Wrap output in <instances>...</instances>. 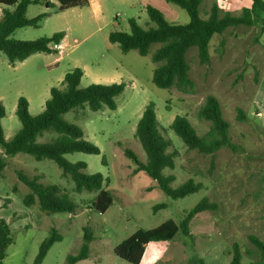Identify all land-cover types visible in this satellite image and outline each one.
<instances>
[{
  "label": "rangeland",
  "instance_id": "1",
  "mask_svg": "<svg viewBox=\"0 0 264 264\" xmlns=\"http://www.w3.org/2000/svg\"><path fill=\"white\" fill-rule=\"evenodd\" d=\"M50 0L30 5L28 18L41 13L50 16L39 28L16 30L11 38L33 41L67 32L64 60L54 66L58 54L38 53L24 62L11 65L0 53V101L6 109L2 120L6 140L21 128L16 115L20 97L30 103V113L38 115L45 108L52 87H60L65 73L81 68L86 72L80 88L92 84L125 83V91L116 99L117 109L98 112L89 108L68 113L66 118L79 125L85 138L100 148V155L74 153L65 158L72 163H87L88 174L106 178L104 188L114 204L101 214L90 202L98 193L74 192V182L65 177L50 160L37 161L18 154L10 158L4 178H0L2 217L9 224L13 244L7 249L4 264H35L43 241L55 228L62 236L48 252L43 264H69L68 258L79 253L84 228H90L93 242L90 258L76 264H131L115 255L114 249L140 229H153L169 219L180 223L185 211L203 197L217 204L214 211L198 214L190 224V234L179 232L171 241L150 243L141 264H231L233 245L239 244L243 264H264L260 252L251 243V235L264 241V29L262 25L229 28L216 34L209 47V61L201 62L198 49L187 54L192 87L187 91L164 90L153 83L156 64L151 53L142 57L136 50L123 53L109 41L114 31L130 32L129 20L141 26L151 24L147 7L159 9L168 22L186 24V11L166 0H92L91 8L58 12L59 3ZM264 1V0H263ZM49 5V6H48ZM222 12L240 16L252 0H203L200 15L207 18L213 6ZM100 11L97 12V9ZM3 16L0 8V19ZM209 95L215 96L224 118L230 123V136L236 150L223 148L214 155L189 150L171 129L177 116L186 117L202 136L211 123L199 119L198 112ZM154 103L162 134L172 141L176 167L166 170L174 175L173 188L192 178L204 188L184 199L172 200L158 183L140 170L127 151L142 163L146 154L135 136L145 108ZM238 109L246 120L239 121ZM42 141H44L42 139ZM3 153L0 147V154ZM105 157V162H103ZM214 157V166L211 161ZM40 176L43 184L58 185L77 204L74 213L48 215L38 204L27 207L23 198L30 189L18 173ZM167 208L155 211V206Z\"/></svg>",
  "mask_w": 264,
  "mask_h": 264
},
{
  "label": "trees",
  "instance_id": "2",
  "mask_svg": "<svg viewBox=\"0 0 264 264\" xmlns=\"http://www.w3.org/2000/svg\"><path fill=\"white\" fill-rule=\"evenodd\" d=\"M47 0H0L3 16L0 19V53H3L11 65L24 62L29 57L38 54H59L66 32L55 33L52 37H42L33 41H21L11 38L16 30L25 27L39 28L50 16L41 13L35 18L27 17L30 5L40 4ZM59 3L58 12L73 8H84L89 0H55ZM187 12L190 21L186 24L168 22L165 15L153 6L147 7L149 22L154 26L144 28L132 18L129 20L130 32L114 31L109 35V41L117 44L123 53L136 50L140 56L146 57L151 53L153 46L158 48L152 54V61L157 65L153 73V83L164 90L176 88L187 91L192 87L190 65L187 54L190 49L197 48L202 63L209 61V47L216 34H222L229 28L240 26L252 27L262 25L264 29V1L252 0L250 7L244 8L240 16H233L229 12H222L215 5L205 19L200 15V6L203 0H166ZM51 6V2H49ZM84 77V70L75 68L65 74L60 87L50 89V97L45 103L44 110L38 115L30 113V103L25 97H20L17 103L16 115L21 122V128L11 140H6L2 120L6 116V109L0 101V178L10 163V158L18 154L32 156L37 161L50 160L57 164L65 177L74 182V192L98 193L90 202L91 207L98 213L104 214L114 204L111 192L104 188V175L88 174L87 163H72L65 158L74 153L100 155L101 150L85 138L84 130L77 124L69 121L66 115L89 108L98 112L105 108L117 109L116 99L126 88L125 83L109 85L92 84L87 88H80ZM199 119L210 122V130L200 136L190 121L183 116H177L171 124L173 132L182 139L189 150L203 155H214L223 148L236 150L237 146L230 136V123L224 118L219 100L209 95L198 112ZM239 121L246 120L242 109H238ZM136 138L139 140L146 154V162L127 151L140 170L158 183L159 188L172 200L184 199L204 188L202 183L190 178L176 188L172 184L176 180L174 175H166V170L176 167L175 151L171 140L161 131L157 118L156 107L150 103L144 110L138 122ZM42 139L44 141H42ZM105 162V157H103ZM214 157L211 165L214 166ZM19 179L28 186L30 193L23 198L27 207L38 204L41 212L48 215L58 213L72 214L77 204L70 194L58 185L43 184L40 176L30 177L18 173ZM6 208L0 204V209ZM167 208L166 204L155 206L158 209ZM217 204L208 197H203L192 209L184 212L180 223L169 219L153 229H140L126 240L121 242L114 253L120 259L131 264H141L150 243L173 240L179 232L190 234V224L198 215L206 211H214ZM251 243L260 252L264 259V241L251 235ZM94 238L90 228H84L83 242L79 253L68 258L69 264H76L90 258V244ZM62 236L53 228L50 235L43 241L35 264H43L48 252ZM13 244V235L9 224L0 216V264H4L7 249ZM231 264H243V254L239 244L233 245Z\"/></svg>",
  "mask_w": 264,
  "mask_h": 264
},
{
  "label": "crops",
  "instance_id": "3",
  "mask_svg": "<svg viewBox=\"0 0 264 264\" xmlns=\"http://www.w3.org/2000/svg\"><path fill=\"white\" fill-rule=\"evenodd\" d=\"M50 2H51V4H53L54 3V1L53 0H50ZM93 5H94V3H93V1L92 0H89V5L87 6V7H84V8H91V7H93ZM49 6V5H48ZM1 8V7H0ZM2 9V8H1ZM73 9H81V8H73ZM97 9V8H96ZM67 11V10H66ZM99 10L97 9V12H98ZM100 12V11H99ZM67 32H66V36H65V38H64V40H63V42H62V44L60 45V49H59V54L57 55L58 57H57V59H56V61H55V63H54V66H60V64L62 63V61L64 60V49H65V40H66V38H67ZM66 74V73H65ZM86 75V72L84 71V76ZM64 77H65V75H64ZM3 211V208L2 209H0V216L2 217L3 215H2V212ZM3 218V217H2Z\"/></svg>",
  "mask_w": 264,
  "mask_h": 264
}]
</instances>
